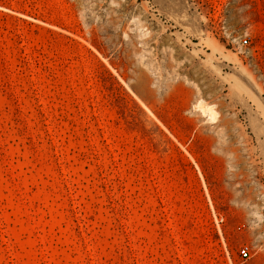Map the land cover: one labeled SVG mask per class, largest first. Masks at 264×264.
<instances>
[{"label":"rangeland","instance_id":"obj_1","mask_svg":"<svg viewBox=\"0 0 264 264\" xmlns=\"http://www.w3.org/2000/svg\"><path fill=\"white\" fill-rule=\"evenodd\" d=\"M0 264H264V0H0Z\"/></svg>","mask_w":264,"mask_h":264},{"label":"bare ground","instance_id":"obj_2","mask_svg":"<svg viewBox=\"0 0 264 264\" xmlns=\"http://www.w3.org/2000/svg\"><path fill=\"white\" fill-rule=\"evenodd\" d=\"M199 105V106H198ZM197 106L198 107H200V104H197ZM200 109V108H199ZM202 109V111L204 112V113H206L209 117H210V119H214L215 118V112L213 111V109L212 108H210V107H202L201 108ZM200 109V110H201ZM209 119V120H210ZM215 120V119H214Z\"/></svg>","mask_w":264,"mask_h":264},{"label":"built area","instance_id":"obj_3","mask_svg":"<svg viewBox=\"0 0 264 264\" xmlns=\"http://www.w3.org/2000/svg\"><path fill=\"white\" fill-rule=\"evenodd\" d=\"M249 254H250V251H249V248L247 246L246 247H243L240 250V257L242 259H247L249 257Z\"/></svg>","mask_w":264,"mask_h":264}]
</instances>
